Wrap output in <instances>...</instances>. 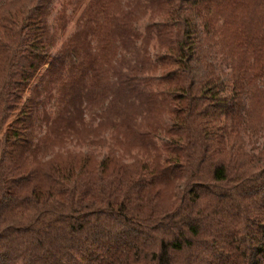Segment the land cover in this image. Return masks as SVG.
Returning a JSON list of instances; mask_svg holds the SVG:
<instances>
[{
    "label": "trees",
    "instance_id": "1",
    "mask_svg": "<svg viewBox=\"0 0 264 264\" xmlns=\"http://www.w3.org/2000/svg\"><path fill=\"white\" fill-rule=\"evenodd\" d=\"M54 1L0 0V264H264V145L244 141L262 114L264 0H146L142 34L136 4L89 0L50 55L73 0L50 24ZM217 33L229 40L228 73L204 50ZM116 41L131 61L99 94L114 143L101 158L52 151L99 137L86 99ZM137 104L147 116L165 109L168 123L137 122ZM122 139L146 157L125 162Z\"/></svg>",
    "mask_w": 264,
    "mask_h": 264
},
{
    "label": "rangeland",
    "instance_id": "2",
    "mask_svg": "<svg viewBox=\"0 0 264 264\" xmlns=\"http://www.w3.org/2000/svg\"><path fill=\"white\" fill-rule=\"evenodd\" d=\"M88 1L89 0H83L81 7L76 12H73L75 0L71 1V4H70L69 8L67 9V14L69 16H68V24H67L66 30L64 32H61V33L58 32L56 34L55 43L50 49V55H54L61 48L63 42L76 30L77 19H78L79 15L81 14L83 8H85V6L87 5ZM61 2H62V0H55L54 1L53 11H52L51 16L49 17L50 24H52V19H53L54 15L56 14V12L59 10ZM120 4L123 7V9H128L129 6L134 5V4L137 5L136 12H135L136 17H135L133 24L136 26V28L138 29V31L141 34L144 33V26L149 21V18L151 15V9H150L149 5L146 4V0H120ZM157 19L158 18H156V20ZM220 22H221V20H219L218 22H215L216 28L219 27L218 24ZM207 38L208 39H205L204 50L206 51L208 56L212 59V61L217 65L218 72L223 71L224 73H228L230 70V63H231V56H230L231 48L229 47V45L227 43V42H229V40H227V38H224L219 33H217L214 36L210 35ZM140 41H141V39H139L137 41V44H139ZM95 43H96V40H93V45H95ZM155 45H157V41H156L155 36H153L150 43H149V47H148L149 55L151 57H152L153 48L155 47ZM109 48H111V49L107 53V56H108L107 59L104 60L102 58V61H101V70L104 74L103 75L104 79L101 78L102 83L100 86H98V84L96 85V92L98 94H96V92L91 93L90 97H88V99H86L87 100L86 102L88 104H86V106H85V108H86L85 109V119H86L87 125L91 129L97 128V131L101 130L99 133V137L98 138L93 137L92 136L93 134H90L91 136L89 137V140L86 142H82V141L78 142V138L70 137L64 146H62V147H58V145L52 146L51 147L52 151H56V150H61V151H64V150L93 151L94 154L98 155V157L101 158V156L103 154L107 153V151L109 150V147H111L110 144H112V142L114 143V140H112V137H111L112 132L107 127L109 125V122L104 121V119H102L103 115L101 114L107 105V101H108L109 97L104 96L106 93L102 94V96L100 95L101 97H99V94L102 91V90H100V87L101 88L102 87L107 88L106 83H110V81L115 78L114 74L117 71V69H120L122 71L125 70L126 63H125L124 59L131 61V58H130L131 52L120 47L118 45L117 41L112 42L110 44ZM95 51L99 54V56H101L98 47L95 48ZM46 66L47 65H44L42 70H44L46 68ZM150 67H151V65H149V67H148V75L152 78L157 77L159 75V70L158 69L151 70ZM36 80H37V77L35 79H33V81L30 83V85L26 89V91L22 97V102L30 94V91L33 88ZM153 81H155V79ZM155 82H153L154 85H156ZM153 90L158 91V86H154ZM259 97H260L258 99L259 103H260V101H261V103H264L263 96L260 95ZM245 103H246V101H245ZM261 103L259 105L258 104L255 105L256 116L258 115V113H262V114L260 116L261 121L259 120L258 122L255 123L256 124L255 131L253 130L254 134L248 135V134H246L247 132L244 133V141H245V146L247 149H254L255 150V148H253L254 146H260L261 147L264 145V126H262L264 124L263 123L264 122V106L261 105ZM172 105H173V102L172 103L170 102V106H172ZM54 106H55L54 100L52 99L51 101H49V104H47V108L50 111H52L54 109ZM135 107L137 108L136 109L137 113L134 115V117H136L137 122L141 121L142 125L146 122V117L149 118L152 116L153 117L155 116L157 119H160L162 117V119L164 121H166V123H168L169 113L164 112V111H166L165 109H163V110L161 109L157 115H156V113L153 114V112H154L153 111L149 116H147L148 113H146L145 107L140 106V105H138V107L137 106H135ZM100 114H101V116H100ZM254 114H255V112H254ZM14 115H15V113L9 117V119L5 123V126L14 117ZM254 117L255 116L253 115V118ZM109 119L110 118L108 117L107 121ZM87 132L88 131H85L84 134ZM39 133L40 132H38V134ZM159 138H160V136H159ZM159 138L157 139L158 145H160ZM99 139H100V141H99ZM127 143L128 142H126V140L122 139L120 141V146L114 145V148L116 150H118L123 155L125 162H131L134 158H144V156L146 157V155L144 154L142 149H138L136 147L129 148V145ZM47 155H50V153H47Z\"/></svg>",
    "mask_w": 264,
    "mask_h": 264
}]
</instances>
